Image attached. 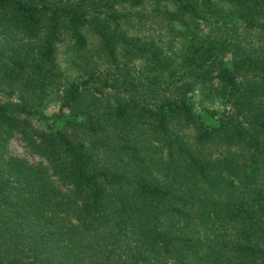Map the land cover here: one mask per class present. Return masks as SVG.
Masks as SVG:
<instances>
[{"label":"trees","instance_id":"obj_1","mask_svg":"<svg viewBox=\"0 0 264 264\" xmlns=\"http://www.w3.org/2000/svg\"><path fill=\"white\" fill-rule=\"evenodd\" d=\"M0 264H264V0H0Z\"/></svg>","mask_w":264,"mask_h":264},{"label":"rangeland","instance_id":"obj_2","mask_svg":"<svg viewBox=\"0 0 264 264\" xmlns=\"http://www.w3.org/2000/svg\"><path fill=\"white\" fill-rule=\"evenodd\" d=\"M224 15H228L230 13V8L228 6H225L223 8ZM149 32H153L150 30ZM62 59H64V56H62ZM194 103L202 106L204 108H214L217 106V102L211 101L203 91H201L200 88L196 89L194 92ZM47 110H54V108H57V103L50 102L48 103V106L46 107ZM4 149L7 153L13 154L15 156L23 157L29 160L30 162H36L39 160V158L32 154L28 148L26 147L24 141L22 138L18 135L11 137L8 139V142L4 143Z\"/></svg>","mask_w":264,"mask_h":264}]
</instances>
